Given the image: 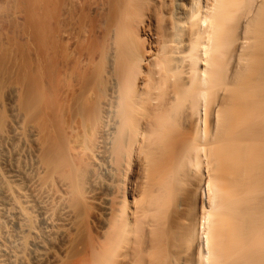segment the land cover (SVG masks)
<instances>
[{"label":"bare ground","instance_id":"1","mask_svg":"<svg viewBox=\"0 0 264 264\" xmlns=\"http://www.w3.org/2000/svg\"><path fill=\"white\" fill-rule=\"evenodd\" d=\"M0 264H264V0H0Z\"/></svg>","mask_w":264,"mask_h":264}]
</instances>
